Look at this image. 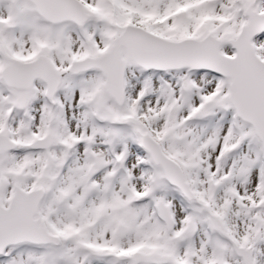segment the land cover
Returning <instances> with one entry per match:
<instances>
[{"label": "snow or ice", "instance_id": "1", "mask_svg": "<svg viewBox=\"0 0 264 264\" xmlns=\"http://www.w3.org/2000/svg\"><path fill=\"white\" fill-rule=\"evenodd\" d=\"M0 264H264V0H0Z\"/></svg>", "mask_w": 264, "mask_h": 264}]
</instances>
